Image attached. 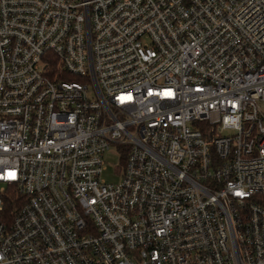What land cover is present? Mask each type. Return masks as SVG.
Returning <instances> with one entry per match:
<instances>
[{
    "label": "built area",
    "instance_id": "built-area-1",
    "mask_svg": "<svg viewBox=\"0 0 264 264\" xmlns=\"http://www.w3.org/2000/svg\"><path fill=\"white\" fill-rule=\"evenodd\" d=\"M0 264H264V0H0Z\"/></svg>",
    "mask_w": 264,
    "mask_h": 264
},
{
    "label": "rangeland",
    "instance_id": "rangeland-1",
    "mask_svg": "<svg viewBox=\"0 0 264 264\" xmlns=\"http://www.w3.org/2000/svg\"><path fill=\"white\" fill-rule=\"evenodd\" d=\"M119 166V159L116 156L111 155V152H108V155L105 158V166L101 179L108 183H118L119 176L117 175V171Z\"/></svg>",
    "mask_w": 264,
    "mask_h": 264
}]
</instances>
